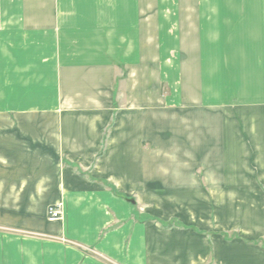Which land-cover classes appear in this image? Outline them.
Wrapping results in <instances>:
<instances>
[{
    "label": "crops",
    "instance_id": "0c3cea01",
    "mask_svg": "<svg viewBox=\"0 0 264 264\" xmlns=\"http://www.w3.org/2000/svg\"><path fill=\"white\" fill-rule=\"evenodd\" d=\"M142 38L159 52L143 76ZM224 100L264 103V0H0V264H264L262 244L163 229L133 197L152 157L126 133L152 113L205 140L236 116Z\"/></svg>",
    "mask_w": 264,
    "mask_h": 264
},
{
    "label": "rangeland",
    "instance_id": "374dc122",
    "mask_svg": "<svg viewBox=\"0 0 264 264\" xmlns=\"http://www.w3.org/2000/svg\"><path fill=\"white\" fill-rule=\"evenodd\" d=\"M149 41L142 38L138 65L141 76L148 70L152 73V55L159 53ZM163 41L162 38L161 45ZM173 55L178 63L182 61L180 53ZM192 71L195 78V69ZM225 86L222 98H231L230 87ZM160 92L166 97L171 90L162 84ZM236 104L221 101L220 108H231L237 111L236 116L222 117L221 132H211L205 140L195 129L189 128L186 134L178 120L172 123L178 127L174 128L172 138H165V117H155L152 121V113L144 116L149 120L145 124L152 128L149 136L134 143L137 135L126 133L128 138L123 144H141L145 156L152 157V186L149 190L141 189L133 197L139 200L138 206L143 212L152 214L155 223L163 224V229L183 221L217 232L219 238L223 236L228 240L239 235L243 240L264 246V103L263 106L260 102L238 103L241 107ZM112 121L110 119L104 132L102 144L108 133L107 144H116L121 138L119 132L111 133ZM171 143L175 144L172 149L167 145ZM217 237L205 236V239L212 247H220L223 253L229 240L216 245L213 240ZM203 264H216V261L212 257Z\"/></svg>",
    "mask_w": 264,
    "mask_h": 264
},
{
    "label": "built area",
    "instance_id": "2783aa9c",
    "mask_svg": "<svg viewBox=\"0 0 264 264\" xmlns=\"http://www.w3.org/2000/svg\"><path fill=\"white\" fill-rule=\"evenodd\" d=\"M61 217V211L57 206H50L48 208V218L50 220H57Z\"/></svg>",
    "mask_w": 264,
    "mask_h": 264
}]
</instances>
